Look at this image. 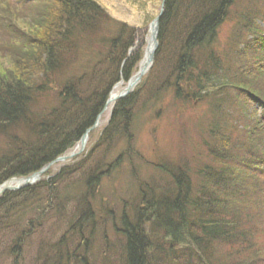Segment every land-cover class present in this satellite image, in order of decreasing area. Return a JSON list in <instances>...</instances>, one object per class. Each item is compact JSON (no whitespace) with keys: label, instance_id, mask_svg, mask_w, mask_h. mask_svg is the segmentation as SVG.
<instances>
[{"label":"trees","instance_id":"1","mask_svg":"<svg viewBox=\"0 0 264 264\" xmlns=\"http://www.w3.org/2000/svg\"><path fill=\"white\" fill-rule=\"evenodd\" d=\"M4 1L28 9L22 25L29 37L19 33L24 44L16 50L0 38V186L70 152L141 60L131 55L138 30L92 0ZM257 21L264 25V0H165L150 73L116 101L88 154L0 197V264H24L22 246L38 229L26 218L31 213L47 220L71 213L70 232L90 225L93 234L97 214L86 190L94 194L93 183L122 165L137 185L138 204L112 223L117 238L101 244L100 263L96 252L93 259L77 257L80 245L85 254L88 247L78 232L72 255L58 252L62 239L49 248L39 239L36 264H261L264 201L239 178L244 167L264 172V26ZM228 23V43L220 48ZM167 97L178 110L195 103L208 109L185 144L189 152L183 148L153 168L168 181L137 182L133 128ZM254 104L263 107L260 115Z\"/></svg>","mask_w":264,"mask_h":264},{"label":"rangeland","instance_id":"2","mask_svg":"<svg viewBox=\"0 0 264 264\" xmlns=\"http://www.w3.org/2000/svg\"><path fill=\"white\" fill-rule=\"evenodd\" d=\"M92 1H94L98 6L104 9L114 20L125 23L128 26L136 28L138 30L137 41L135 42V45L131 51V55L140 54L141 56V60L137 67L138 72L141 61L143 60L144 55L150 45L151 24L159 16L163 6V0ZM18 11H16L12 5L8 6L4 0H0V23L2 25V28L0 27V33H5V35H1L0 38L4 40V43L7 45V47L9 46L12 49L15 48L13 50L19 48L18 46H23L24 38L23 42L21 43V35L29 37V33L23 30L27 22L25 13L28 14V9L24 11H20L18 9ZM256 23L259 26H264L261 21H257ZM17 24L21 27H17ZM22 24H24V26ZM230 24L231 23L225 25L222 30L219 45L220 48L226 46V39L228 43V38L230 36L229 34L231 33L232 28V24ZM11 26L14 30L16 29V31L13 32ZM9 29L12 33V37L10 35ZM19 33L21 35H19ZM12 38L18 41H14L12 40ZM13 45L18 46L15 47ZM12 49H8V52H13ZM153 62L148 68L145 75L141 78L139 83L133 88L132 92L142 84L143 79L150 73ZM126 85L127 84L120 83L113 89L112 92L121 94V92L126 88ZM163 100L164 102L161 105L157 104L152 109H149L146 113H144V115L139 118L138 123H136L135 127L133 128V148L136 152L135 154L141 162L136 158L134 159L137 173L132 175L137 176V182L140 181L152 183L150 180H154V182L157 183V186L164 185L168 180L163 181L164 176H162L158 170H154L153 168L157 167L158 162L160 160H164V158H169L174 161L175 157H178V154L182 151L183 148L184 151L189 152V149L192 146H185V144H187L186 142L192 137H196L197 129L199 127L198 121L202 117H204V114L208 109L205 104L198 105L195 103L194 105L187 106L182 110H178L173 107L170 97H167ZM115 103L116 102H112V104H110L109 106L107 105L108 103H106L103 111L96 121L94 130L88 135L87 144L84 150L75 158L70 159L71 161L68 160V162L66 161V163L64 164L62 163L52 166L48 170L49 172H51V176L55 174V172H57L59 167L70 164L78 159V161L75 162V164H77L81 161V159H83L82 157L88 154L90 145L92 146V142L95 141V138L97 139L99 133L107 126ZM252 109L257 113V115H260L263 107H259L258 105L254 104L252 105ZM90 134H92L93 140L90 139ZM180 136L184 138V143L183 139ZM246 140H248V136L246 137ZM256 141L257 139L253 141L251 140V144L255 145ZM181 144L183 146H181ZM119 148L121 151H123L125 149V146L121 144ZM194 152L196 153V151H193V153ZM116 156L117 153L115 154V157ZM127 168V166L122 165L118 169L112 170L106 175L100 176L98 181L93 183V185H95L96 183L98 185L94 194H92L91 191L86 190L89 192L86 193V196H88L89 198V202L95 204L96 209L93 210V212H96L97 214L94 217L96 219V225L93 227V234L89 235L92 228V226L90 225L85 227V229L83 227H76L73 230L74 232H70L75 223L74 215L71 213L66 214V216L59 217L50 214L47 217L48 220L38 218L41 215H36L35 217L34 213L28 214L26 218L33 219V229H35L36 227L38 229H36L35 234H32L29 242L22 246L21 252L23 255L24 264H36L37 259L40 256L38 255L39 239L44 242V246H46L47 244V248L55 246L57 242L62 239L65 241V246L59 248L58 252L60 254L72 255L76 250L75 248L80 244V242L78 244V232H80L81 237L83 236L84 239L88 240V247L87 254H85L84 245H80V249L76 251L77 257L84 256L83 258H86L88 260L89 258H92V256L93 258H95V255H93V253L96 252L97 263H100L98 261H101L102 258L100 257V255H98V251L99 248H101V244L103 242L113 243L117 238L116 230L112 227V223L114 222L118 226L119 219L123 211H126L127 214H129L130 210L136 207V205L138 204L137 185H134V183L127 178V174H131V172ZM84 171H86V169H84ZM81 173L82 169L77 172L76 176ZM239 176L241 181L246 182L248 187L250 186L253 195H256L257 199L260 198V201L263 202L264 194H262V190L264 189H261V187L264 184V172H255L254 169H251L250 167H244V170L239 173ZM84 193L85 191L83 192V195ZM72 194L74 195V193ZM73 195L69 197L71 199H74L73 201H75V199H79L80 197L78 195ZM86 196L85 198L87 199ZM64 197L68 198V194ZM42 208L43 206L38 203L37 209L41 210ZM39 213H41V211H39L37 214ZM257 225V231L259 233L264 232V219L262 221L261 219H259ZM259 233L257 234L258 241L261 240L262 250H260V252H262L261 256H263L264 233L260 234V238ZM258 261L261 264L264 263V257L258 259Z\"/></svg>","mask_w":264,"mask_h":264},{"label":"water","instance_id":"3","mask_svg":"<svg viewBox=\"0 0 264 264\" xmlns=\"http://www.w3.org/2000/svg\"><path fill=\"white\" fill-rule=\"evenodd\" d=\"M163 7H164V0H163V6H162V10L159 14V16L154 20V22L151 24V28H150V36H151V43H152V52H151V57H150V60L149 62H153V59H154V54L157 50V47H158V42H157V37H158V29H159V21H160V18L163 14ZM149 68V67H148ZM148 68L146 69L145 67L142 68V70H139L138 74L136 75L137 76V80L135 82H132V79H134V77L131 79V81L127 84L124 92L122 95L120 96H117L115 98V101L117 100H121V99H124L126 96L129 95V93L132 91V89L139 83V81L141 80V78L145 75V73L147 72ZM97 121V120H96ZM96 126V124H95ZM95 126H93L92 128H90L86 133L85 135L82 137L81 139V144L83 145V148L87 142V135L94 130ZM78 154H75L74 152L71 153L70 155L68 156H63V157H60L58 158L57 160H55L54 162L50 163L49 165H47L45 168H43L41 171L31 175L30 177L28 178H24L22 179L25 184L21 187H5L6 184L2 185L0 187V196L3 195L5 192H15L21 188H25V187H28V186H31L33 185L34 183H36L37 181L40 180L41 176L54 164V163H58V162H65V161H68L74 157H76ZM20 180V181H22Z\"/></svg>","mask_w":264,"mask_h":264},{"label":"bare ground","instance_id":"4","mask_svg":"<svg viewBox=\"0 0 264 264\" xmlns=\"http://www.w3.org/2000/svg\"><path fill=\"white\" fill-rule=\"evenodd\" d=\"M151 52H152V43H151V40H150L149 48L147 49V51H146V53L144 55V58L141 61V64L139 66V70H142L143 67H145L146 69L148 67H150L151 62H149V60H150V57H151ZM139 70H138V72H139ZM138 72H137V74H138ZM136 75L134 76V79H132V82H135L137 80V76ZM123 92L124 91H122L121 94ZM121 94L120 93L112 92L111 95H110V97H109V101H108V104L107 105L109 106L110 104H112V102L115 101V98L117 96H120ZM82 149H83V145L80 144L79 146L76 147L74 153H79L80 151H82ZM24 184H25V182L23 180L22 181H20V180H13V181L7 183V185H5V187H21Z\"/></svg>","mask_w":264,"mask_h":264}]
</instances>
